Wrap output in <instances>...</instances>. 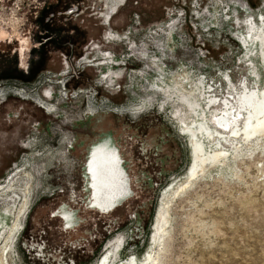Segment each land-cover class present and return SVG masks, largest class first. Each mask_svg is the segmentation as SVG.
I'll return each mask as SVG.
<instances>
[{
  "label": "rangeland",
  "instance_id": "rangeland-1",
  "mask_svg": "<svg viewBox=\"0 0 264 264\" xmlns=\"http://www.w3.org/2000/svg\"><path fill=\"white\" fill-rule=\"evenodd\" d=\"M263 16L264 0H0V184L25 158L35 173L0 264H97L109 250L117 264L142 258L161 226L159 264H264V133L175 193L190 163L180 93L203 80L216 106L246 77L262 89L263 52L240 34ZM105 138L122 180L110 198L87 168ZM12 198H0V252Z\"/></svg>",
  "mask_w": 264,
  "mask_h": 264
},
{
  "label": "bare ground",
  "instance_id": "bare-ground-1",
  "mask_svg": "<svg viewBox=\"0 0 264 264\" xmlns=\"http://www.w3.org/2000/svg\"><path fill=\"white\" fill-rule=\"evenodd\" d=\"M109 13L105 14L106 18L109 16ZM253 13L255 12L253 11ZM112 15L113 14L109 17V22ZM238 16L237 19L239 20L236 22L244 23L246 20L248 21V24H254L253 15L245 17V20L240 19L239 14ZM261 19L263 20H261L260 25L250 28L249 31H246L245 35L241 33L240 36L243 42H252L255 45L259 43L260 50H262L260 52H263L264 57V16ZM248 24H246V26ZM166 74H168V72H166ZM157 76H159V74H157ZM163 78L154 81V87H156L155 91L163 92L165 91V88L170 89L171 82ZM248 82L249 81L246 77V79L242 81L241 88L230 85V89H227L230 96L223 99L221 102L222 104H219L220 101H218L216 106L214 103L217 98L208 93L214 87L212 88L211 84L203 80L198 81L199 87L196 89L199 90L198 94L194 92L192 87L187 88V91L184 92V94L180 93V100L186 105L190 120L184 123L180 121L178 122V126L182 134L187 136L188 145L190 147V163L185 173L184 183L176 188L175 193H177L179 189L184 190L187 185L190 186L195 179L203 176L213 167L225 165L231 155L235 153H231L229 147L235 145V147H232L233 150H235L242 147L243 144L252 145L256 139L264 133V85L262 86V89L260 88L261 90L259 89L256 91L257 87L250 86ZM23 90L24 89H22V91ZM39 97L40 96L36 95V97H33L31 100H36ZM211 108H213L215 112L211 110ZM131 109L132 108L129 109L128 106H125L120 110L125 112ZM118 110L119 109H117V111ZM207 112L211 113L212 120L218 125V130L213 128L216 127V125L212 126L210 124ZM225 131H227V133ZM230 141H232V143L227 144V142ZM31 168L32 167H24L21 169L22 171L19 169L21 175L18 176V178L12 176L10 179L7 178L3 184H0L1 199L6 200L14 197L15 194L18 195V198H12L14 200V205L9 208L10 214L16 217L15 220L13 219L14 222L10 227L5 245L1 249L0 259L7 258V251L12 243V236L21 224V213L24 212L23 210H25L29 201L28 196H30V191L33 188L32 184L34 183L33 181V183L31 182V179H34L32 177L35 176V173L32 172L33 170ZM2 202L3 201H0L1 205H3ZM162 222H165L164 218ZM164 231V226L158 227L157 236L159 238L157 239L156 236L153 239L151 249L144 254L142 258L130 255L122 260L121 263L117 264H159L158 260L161 259L160 250H162V248H160V243H162ZM110 252L112 251L109 250V252H106L97 264H107Z\"/></svg>",
  "mask_w": 264,
  "mask_h": 264
},
{
  "label": "flooded vegetation",
  "instance_id": "flooded-vegetation-1",
  "mask_svg": "<svg viewBox=\"0 0 264 264\" xmlns=\"http://www.w3.org/2000/svg\"><path fill=\"white\" fill-rule=\"evenodd\" d=\"M108 8V6H107ZM117 11L119 10L120 7H117ZM109 11L106 10L105 14H108ZM7 33L4 31V29H0V37L6 36ZM27 39L26 38H20V43H19V54H20V59L22 62H24V56L26 53V47H27ZM4 95V92L1 93V96ZM41 96L36 99L32 100L33 102H36V104L43 109L45 108L46 111L51 112L53 108L52 105L46 102V100H43ZM105 141L101 142V144H97L94 146L96 150H94L93 154L90 156L89 161H88V171L90 176H92L93 180V185L95 189L99 191H104L105 192V197L110 198L113 195H118V193L121 191V178H120V173L118 171V167H116V164L118 163L117 160L118 156L111 147L107 146L109 145L108 143V138L104 139ZM64 141V140H62ZM100 146H103L104 148H101ZM100 147V148H99ZM33 158H25L22 160L20 167L24 168L23 166L27 167H33ZM17 169V168H16ZM89 179V177H88ZM105 188V189H102ZM97 203H101L103 205H106L108 203L107 200L99 198L98 200L96 199Z\"/></svg>",
  "mask_w": 264,
  "mask_h": 264
}]
</instances>
